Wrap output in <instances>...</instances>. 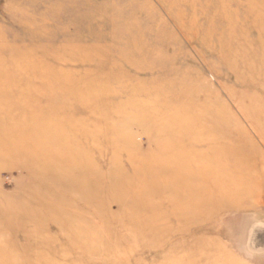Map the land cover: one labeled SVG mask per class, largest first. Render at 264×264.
Returning <instances> with one entry per match:
<instances>
[{"label": "rangeland", "instance_id": "rangeland-1", "mask_svg": "<svg viewBox=\"0 0 264 264\" xmlns=\"http://www.w3.org/2000/svg\"><path fill=\"white\" fill-rule=\"evenodd\" d=\"M0 264H264V0H0Z\"/></svg>", "mask_w": 264, "mask_h": 264}, {"label": "bare ground", "instance_id": "bare-ground-1", "mask_svg": "<svg viewBox=\"0 0 264 264\" xmlns=\"http://www.w3.org/2000/svg\"><path fill=\"white\" fill-rule=\"evenodd\" d=\"M212 117V116H211ZM261 238V237H260ZM251 245V244H250Z\"/></svg>", "mask_w": 264, "mask_h": 264}]
</instances>
